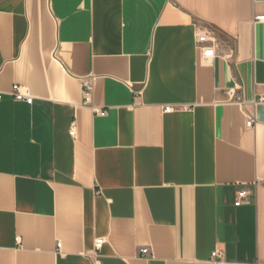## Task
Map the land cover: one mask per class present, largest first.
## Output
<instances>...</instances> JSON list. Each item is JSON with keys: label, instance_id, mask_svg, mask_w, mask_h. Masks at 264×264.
I'll return each instance as SVG.
<instances>
[{"label": "crops", "instance_id": "crops-1", "mask_svg": "<svg viewBox=\"0 0 264 264\" xmlns=\"http://www.w3.org/2000/svg\"><path fill=\"white\" fill-rule=\"evenodd\" d=\"M261 15L264 0H0V264H264Z\"/></svg>", "mask_w": 264, "mask_h": 264}, {"label": "built area", "instance_id": "built-area-1", "mask_svg": "<svg viewBox=\"0 0 264 264\" xmlns=\"http://www.w3.org/2000/svg\"><path fill=\"white\" fill-rule=\"evenodd\" d=\"M256 20H261V21L264 20V15L257 16ZM197 48L201 51V54L203 57L213 58L217 55L219 46L217 44H215L214 42H212V40H210L208 33H200L198 35ZM91 89H92V84L89 81H86L84 83L85 104L91 103ZM134 93L136 95H139V94H141V91L135 90ZM225 94L227 95V99H225L223 101L221 100L220 102H223V103H234V102L240 103L241 102V99L237 95L235 89L226 90ZM10 95L15 100H18V101H25L28 103H32V101H33V96L31 94L30 89L28 87L20 85V84H14L13 85V87L10 91ZM2 98H3V93L0 92V101L2 100ZM259 102H264V96H261L255 102V104H257ZM171 110H172V107H170V106L165 107V112H170ZM95 112L97 114H100L103 116L107 114L106 110H95ZM255 124H256V117L254 115L248 116L247 117V125L248 126H254ZM70 134L72 136L76 137L74 130H72L70 132ZM247 199H248V192H247V190L243 189V190L239 191L235 205L240 206L241 204L247 203L248 202ZM104 243H105L104 237L96 238L94 255L102 248ZM57 247H58V249H60L61 243H58ZM140 251L143 255H147L149 253L148 248H142ZM220 258H221V253L219 251H215L213 253V259H216L217 262H220Z\"/></svg>", "mask_w": 264, "mask_h": 264}]
</instances>
